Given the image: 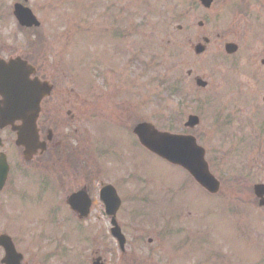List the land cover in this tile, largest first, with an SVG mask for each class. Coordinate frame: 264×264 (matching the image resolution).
I'll return each mask as SVG.
<instances>
[{"label": "rangeland", "instance_id": "obj_1", "mask_svg": "<svg viewBox=\"0 0 264 264\" xmlns=\"http://www.w3.org/2000/svg\"><path fill=\"white\" fill-rule=\"evenodd\" d=\"M16 1L0 0V48L11 57L25 53L24 34L12 15ZM26 5L40 21L29 35L38 44L33 52L39 54L42 75L55 92L78 97H71L77 108L71 111L76 116L70 125L77 138L68 143L79 161L76 173L65 178L59 198L52 188L42 191L32 180H18L13 212L17 224L21 218L40 227L47 208L57 209L70 192L85 185L97 204L80 226L84 231L76 233L65 223L55 233L73 257L71 264H91L98 255L107 264H264V212L252 194L253 183H264V133L255 140L249 121L254 111V122L263 118L264 131V106L258 111L263 104L259 98L233 103L222 96L219 0L207 10L198 0H27ZM203 37L209 43L195 54L193 47ZM196 76L207 81V87H196ZM171 81L187 96L180 107L177 97L184 95L169 96ZM94 102L105 109L101 120L88 115ZM178 107L183 111L180 122L171 115ZM221 107L223 115L239 110L226 130L235 133L234 142L230 137L222 140L226 131L216 124ZM108 109L127 119V129L105 119ZM189 114L200 119L189 133L205 149L209 169L220 181L215 195L194 185L179 167L146 151L129 131L132 123L146 121L159 130L184 133ZM70 152L66 150L65 161ZM99 175L116 186L122 201L117 220L126 236L123 254L108 234L96 198ZM51 229L55 231L49 225Z\"/></svg>", "mask_w": 264, "mask_h": 264}, {"label": "flooded vegetation", "instance_id": "obj_2", "mask_svg": "<svg viewBox=\"0 0 264 264\" xmlns=\"http://www.w3.org/2000/svg\"><path fill=\"white\" fill-rule=\"evenodd\" d=\"M219 5L218 65L219 83H222L220 87L225 89L223 96L233 103L241 99L252 102L259 98L263 101L260 105L264 106V0H219ZM25 54L19 57L33 66L35 72L32 74L27 68L21 76L29 81L37 77L43 82L45 79L40 71L39 60ZM0 58L8 60L11 57L4 55L0 48ZM248 83L249 87L246 86ZM51 86L50 95L42 98L38 106L36 128L35 131L31 130V137L35 134L37 140L28 154L31 155L29 159L24 156V148L16 144V134L22 121L13 118L7 125L0 127V264H50L51 260L71 264L70 259L73 257L66 255L67 250L59 240L57 242L54 230L50 231L48 225L58 231L64 226V207L78 219L77 225H82L89 217L78 218L64 199L59 202L57 209L47 208L41 217L40 227H33L27 220L26 223L17 224L13 214L16 210L14 191L18 176L26 178L44 174L37 184L43 190L52 188L59 198L65 178L76 173L75 165L61 159V156H64L67 135L64 128L74 123L76 114H71V111L77 108V102L72 101L65 91L57 93L53 90L54 85ZM5 102L6 97L0 93V109L5 108ZM65 114L69 115L68 119H65ZM256 128L255 123L253 130ZM79 190L85 191L91 199V215L97 204L96 199L85 185L73 192ZM99 206L102 212V204L99 203ZM50 214L56 215V218L50 221ZM102 261L105 263L103 258Z\"/></svg>", "mask_w": 264, "mask_h": 264}, {"label": "water", "instance_id": "obj_3", "mask_svg": "<svg viewBox=\"0 0 264 264\" xmlns=\"http://www.w3.org/2000/svg\"><path fill=\"white\" fill-rule=\"evenodd\" d=\"M200 2L205 7H209L211 4V0H200ZM14 15L22 26L30 27L39 25V22L33 16L31 11L20 4H15ZM204 41L207 42V39H204ZM201 50H203L202 45L199 44L195 47L196 53L201 52ZM18 63V61H10L8 64H5L0 61V82L2 83L0 88L5 95L11 98L12 104H18V97H21V103L27 106V110H23L19 113V117L24 119L26 125L19 134L17 143L23 144L28 149L29 138L28 133L26 132L28 117L26 116V111L33 106L37 108L40 98L43 95H47L50 88L45 84L40 85L38 82H33L36 84H33L31 87L28 85L26 87L24 84H18L23 83L22 79L17 76ZM196 84L205 86L206 83L200 79H196ZM0 117L2 120H6V115L4 113H1ZM7 117H9V115ZM197 123V117L189 116L185 125L194 126ZM134 133L138 136L140 143L144 147L172 164L182 166L208 191L214 193L218 190V182L209 173L207 164L204 161V150L196 144L195 139L192 136L159 132L148 123L137 124L134 128ZM254 192L256 196L259 197V205L264 207V185H255ZM78 197V193L73 194L68 200L74 209L82 212L84 208H88V202L82 206L78 203H74V201L78 200ZM102 199L109 210V214L112 215V235L118 240L120 248L123 249L124 237L120 233V229L114 219L120 201L118 197H116L114 190L109 186L103 190ZM94 264H98V262Z\"/></svg>", "mask_w": 264, "mask_h": 264}]
</instances>
